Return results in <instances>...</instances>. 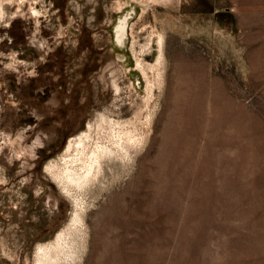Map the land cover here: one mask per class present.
I'll return each mask as SVG.
<instances>
[{"label": "rangeland", "instance_id": "1", "mask_svg": "<svg viewBox=\"0 0 264 264\" xmlns=\"http://www.w3.org/2000/svg\"><path fill=\"white\" fill-rule=\"evenodd\" d=\"M79 210L73 264H264V0H0V264Z\"/></svg>", "mask_w": 264, "mask_h": 264}, {"label": "bare ground", "instance_id": "2", "mask_svg": "<svg viewBox=\"0 0 264 264\" xmlns=\"http://www.w3.org/2000/svg\"><path fill=\"white\" fill-rule=\"evenodd\" d=\"M127 16L128 15H126L123 19H121L116 30V40L118 43L121 44L124 39V34H125L124 31L128 18ZM123 136L124 137L119 138L118 140L119 143L117 142L118 143L117 147H119L121 150H124L126 156L132 157L138 150L140 151V147L142 145L140 143L138 145L135 143L126 144L128 141H130V137L126 134H123ZM93 155H94L92 156L93 159L86 166L88 169L86 168V173L84 175H82V173H77V171L73 172L71 175L67 174L66 184L68 185L67 189L69 191L72 187L73 189L77 187L81 189V191L85 189L84 192L86 193L92 192L93 183L95 182V179L99 178L101 169L102 172L104 173L105 172V170H103L104 167L106 169L107 167L111 169L119 168L118 167L119 165L116 164L118 161L116 162L115 151L111 150L109 147L107 146L99 147L97 152H93ZM89 183H91L92 186ZM81 204H83L82 200L78 202L79 206H81ZM82 221H83L82 214L79 210L75 214L74 220L70 225L69 229L58 236L53 251H51V249L49 248L50 250L44 251L43 253L39 254V261H38L39 264H59L60 261H65L66 262L65 264H73L74 260L78 258L79 253L81 252V248H83V242H84L83 241L84 238L82 236L83 230H82V226L80 225Z\"/></svg>", "mask_w": 264, "mask_h": 264}, {"label": "water", "instance_id": "3", "mask_svg": "<svg viewBox=\"0 0 264 264\" xmlns=\"http://www.w3.org/2000/svg\"><path fill=\"white\" fill-rule=\"evenodd\" d=\"M125 31H126V26H125ZM125 31H124V32H125ZM124 36H125V34H124ZM123 40H124V39H123ZM115 41L117 42V40H116V36H115Z\"/></svg>", "mask_w": 264, "mask_h": 264}]
</instances>
